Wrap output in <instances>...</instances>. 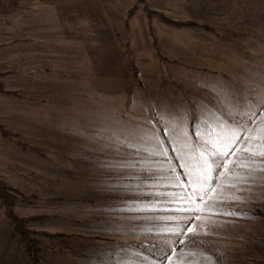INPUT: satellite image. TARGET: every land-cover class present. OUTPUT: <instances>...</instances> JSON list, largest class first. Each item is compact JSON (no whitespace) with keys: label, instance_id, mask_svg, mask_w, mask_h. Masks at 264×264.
I'll use <instances>...</instances> for the list:
<instances>
[{"label":"rangeland","instance_id":"obj_1","mask_svg":"<svg viewBox=\"0 0 264 264\" xmlns=\"http://www.w3.org/2000/svg\"><path fill=\"white\" fill-rule=\"evenodd\" d=\"M0 85V180L60 233H32L42 264H264V173L239 166L264 0H0ZM0 264H29L1 207Z\"/></svg>","mask_w":264,"mask_h":264},{"label":"trees","instance_id":"obj_2","mask_svg":"<svg viewBox=\"0 0 264 264\" xmlns=\"http://www.w3.org/2000/svg\"><path fill=\"white\" fill-rule=\"evenodd\" d=\"M165 20V18L163 19ZM186 24L197 25L194 22H187ZM1 89V85H0ZM0 132L8 136L9 132L0 124ZM17 190L6 183L3 180H0V207L5 218L11 225L12 233L18 237V241L24 247L28 263L29 264H42L39 254L40 246L38 245V240L32 236V233L45 235L47 237L53 238L55 235L60 233H51L49 231H39L36 232L28 227V223L33 220H40L44 218L42 215H27L20 216L15 208L17 205ZM58 236V235H57Z\"/></svg>","mask_w":264,"mask_h":264},{"label":"snow or ice","instance_id":"obj_3","mask_svg":"<svg viewBox=\"0 0 264 264\" xmlns=\"http://www.w3.org/2000/svg\"><path fill=\"white\" fill-rule=\"evenodd\" d=\"M213 118L219 122V128L221 129L222 132L225 129L230 127L229 122L227 120H221L220 117L216 113L210 112L208 114V119L201 122V123H203L204 127L206 129H208L209 131H211V129L209 128V122ZM250 119H251V117H250ZM235 123H236V127L240 126L239 122H235ZM193 125L198 126L196 121H193ZM261 132H264V126H261ZM184 134H187V133H184ZM237 139H239V134L233 132L230 143L234 144ZM208 143L211 144L213 147H215V141L209 140ZM226 147H230V145H226ZM248 151H250V154L252 157H260L261 159H258V160L253 159L249 163H244V164L239 165L242 168L249 169L248 174L241 177V182L245 183V184H249V182H251L252 184H255L261 179V177L253 176L252 172L264 173V146H261V150H259V151L250 150V149H248ZM211 155L226 156L227 152L226 151L225 152H219V150L217 149V151L211 153ZM201 157H204V153H201ZM205 164H207V172L209 173V178H210V174L212 171V164L208 163L207 159H205ZM217 166H219V165H217ZM236 199H239V197H236ZM225 214L226 215H233L234 213H225ZM189 231H193V230L189 229Z\"/></svg>","mask_w":264,"mask_h":264},{"label":"crops","instance_id":"obj_4","mask_svg":"<svg viewBox=\"0 0 264 264\" xmlns=\"http://www.w3.org/2000/svg\"><path fill=\"white\" fill-rule=\"evenodd\" d=\"M42 56V55H41Z\"/></svg>","mask_w":264,"mask_h":264}]
</instances>
